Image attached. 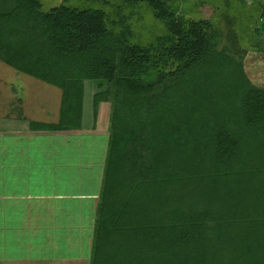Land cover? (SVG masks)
<instances>
[{
  "label": "trees",
  "instance_id": "1",
  "mask_svg": "<svg viewBox=\"0 0 264 264\" xmlns=\"http://www.w3.org/2000/svg\"><path fill=\"white\" fill-rule=\"evenodd\" d=\"M213 6L228 46L179 0H0V60L61 90L29 129L80 128L82 79L106 84L91 254L66 264H264V87L242 63L264 55V3Z\"/></svg>",
  "mask_w": 264,
  "mask_h": 264
},
{
  "label": "crops",
  "instance_id": "2",
  "mask_svg": "<svg viewBox=\"0 0 264 264\" xmlns=\"http://www.w3.org/2000/svg\"><path fill=\"white\" fill-rule=\"evenodd\" d=\"M0 105V264L85 263L80 238L93 231L104 159L82 147L92 143L86 134L108 131L31 130L21 99Z\"/></svg>",
  "mask_w": 264,
  "mask_h": 264
},
{
  "label": "rangeland",
  "instance_id": "3",
  "mask_svg": "<svg viewBox=\"0 0 264 264\" xmlns=\"http://www.w3.org/2000/svg\"><path fill=\"white\" fill-rule=\"evenodd\" d=\"M45 6L58 5L61 0H42ZM182 11L191 16H199L204 18L213 17L212 21L218 27L221 36L218 45H230L231 36L229 31L233 28V24L222 8H215V2L223 0H179ZM264 0H247L248 4ZM240 42V41H239ZM244 46L243 42L237 44L232 50ZM243 49H241L242 51ZM245 51V50H244ZM243 51V52H244ZM243 68L250 81L259 86L264 87V55L253 49H246L243 53ZM82 102H81V118L80 128L84 129H102L108 131L109 116L111 105L109 101H101L94 106L93 96L96 93L104 91L106 84L96 80L84 78L82 79ZM21 99V108L24 115L29 119L41 120L45 122H57L59 119V110L61 102V90L49 83L38 78L19 72L0 60V104L9 103L14 98ZM6 100V101H5ZM5 108L0 105V111ZM88 142L92 143L88 147H82V154L88 153L93 156V160L105 159L107 138L103 133L86 134ZM75 136L70 137L74 139ZM86 138V139H87ZM84 220L86 224L91 222V211H84ZM88 226V225H86ZM93 233L92 228L86 227L81 235L79 244L80 252L83 258L88 262L91 254V244L89 236ZM88 237V238H87ZM47 249H44V251ZM67 251V250H65ZM65 251H61L62 254ZM60 253V251H57Z\"/></svg>",
  "mask_w": 264,
  "mask_h": 264
}]
</instances>
